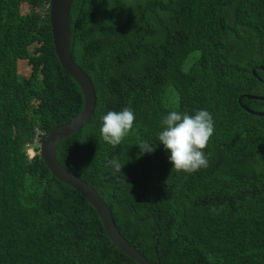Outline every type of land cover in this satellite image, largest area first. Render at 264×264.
<instances>
[{
  "label": "trees",
  "instance_id": "trees-1",
  "mask_svg": "<svg viewBox=\"0 0 264 264\" xmlns=\"http://www.w3.org/2000/svg\"><path fill=\"white\" fill-rule=\"evenodd\" d=\"M48 6L0 0V264H137L50 173L39 147L27 154L36 129L42 140L83 105L54 52ZM70 27L96 105L59 142L57 160L98 192L149 260L264 264V101L248 97L264 96V0H73ZM126 106L132 128L106 143L100 116ZM196 109L212 117L208 165L178 173L156 134L167 112ZM141 142L154 150L141 153Z\"/></svg>",
  "mask_w": 264,
  "mask_h": 264
},
{
  "label": "water",
  "instance_id": "water-1",
  "mask_svg": "<svg viewBox=\"0 0 264 264\" xmlns=\"http://www.w3.org/2000/svg\"><path fill=\"white\" fill-rule=\"evenodd\" d=\"M72 2L73 0H49L48 18L54 52L62 68L80 87L83 95V105L76 116L55 126L44 135L39 143V155L56 179L76 190L92 205L101 219L108 237L117 248L132 258L137 264H158V262L149 260L121 234L98 192L80 176L65 168L55 155L59 142L79 130L91 117L96 105L94 85L85 71L74 62L70 50V40L73 32L70 27ZM259 68L264 70L261 65ZM248 97L264 101V96L250 95ZM257 115H264V112H259Z\"/></svg>",
  "mask_w": 264,
  "mask_h": 264
},
{
  "label": "clouds",
  "instance_id": "clouds-1",
  "mask_svg": "<svg viewBox=\"0 0 264 264\" xmlns=\"http://www.w3.org/2000/svg\"><path fill=\"white\" fill-rule=\"evenodd\" d=\"M134 118L130 106L119 111H107L100 116L101 123L98 129L100 137L108 144L118 145L132 128ZM212 132V117L207 110L196 109L191 114L171 110L161 119L156 140L166 151L171 169L178 173L191 174L207 167L208 161L203 150ZM137 145L141 153H151L155 148L149 142ZM108 164L114 171H121L122 164L115 159L108 161Z\"/></svg>",
  "mask_w": 264,
  "mask_h": 264
},
{
  "label": "rangeland",
  "instance_id": "rangeland-1",
  "mask_svg": "<svg viewBox=\"0 0 264 264\" xmlns=\"http://www.w3.org/2000/svg\"><path fill=\"white\" fill-rule=\"evenodd\" d=\"M22 8L27 11L28 10V6L26 4H22ZM17 72L24 76L23 78H26V76H28L30 74V67L28 66V63L25 59H18L17 60ZM20 77V76H19ZM39 133V136H41V132L39 130L36 129V133ZM35 133V134H36ZM33 149H28L27 152L28 153H32Z\"/></svg>",
  "mask_w": 264,
  "mask_h": 264
},
{
  "label": "built area",
  "instance_id": "built-area-1",
  "mask_svg": "<svg viewBox=\"0 0 264 264\" xmlns=\"http://www.w3.org/2000/svg\"><path fill=\"white\" fill-rule=\"evenodd\" d=\"M39 143H40V136L39 133L37 132L33 137L32 141L26 145V149H33L32 152H34L35 148L38 147Z\"/></svg>",
  "mask_w": 264,
  "mask_h": 264
}]
</instances>
